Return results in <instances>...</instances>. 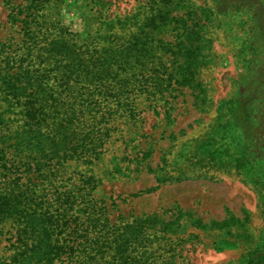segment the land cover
Wrapping results in <instances>:
<instances>
[{
    "label": "trees",
    "instance_id": "1",
    "mask_svg": "<svg viewBox=\"0 0 264 264\" xmlns=\"http://www.w3.org/2000/svg\"><path fill=\"white\" fill-rule=\"evenodd\" d=\"M59 1L11 5L8 19L19 28V37L0 46V227L9 225L12 234L11 253L0 255V264H181L176 235L184 226L183 213L172 220L158 215L112 220L105 202L94 195L99 181L82 174L77 184L65 170L72 164L94 165L107 149L115 122L137 121L140 98L167 102L179 88L199 85L201 41L193 40L200 34L183 30L167 49L175 60L166 62L158 55L163 41L151 32L168 27V21L122 42L116 32L81 39L48 17ZM238 2L256 8L253 28L259 35L253 41L248 35L243 44L247 71L225 104L226 121L208 140L193 144L185 160L191 158L195 167L234 170L264 197V63L249 67L250 58L262 53L259 44L264 46V7L255 0ZM167 16L159 11L144 21ZM124 22L117 23L128 25L130 19ZM169 180L157 178L159 184ZM234 220L205 225L196 219L191 225L224 230ZM242 264H264V237Z\"/></svg>",
    "mask_w": 264,
    "mask_h": 264
},
{
    "label": "rangeland",
    "instance_id": "2",
    "mask_svg": "<svg viewBox=\"0 0 264 264\" xmlns=\"http://www.w3.org/2000/svg\"><path fill=\"white\" fill-rule=\"evenodd\" d=\"M23 2L0 0V46L10 38L19 37V28L10 25L8 15L11 5ZM230 3L224 0H60L50 8L48 16L52 21H61L81 39L116 32L121 42L142 29L168 21L165 25L168 27L151 32L155 40L163 41L158 44L162 48L158 55L166 62L175 60L167 49L183 30L189 34L199 32L201 37L193 40L195 44L198 39L201 41L196 76L199 85L193 89L179 88L167 102L151 103L140 98L137 121L115 122L116 130L107 149L94 165L72 164L65 170L67 177L77 184L82 174L92 175L99 181L94 195L105 202L112 220L142 215L172 220L173 215L183 213L184 226L176 235L181 243L178 259L181 264H242L264 237V197L250 181L234 170L195 167L190 164L191 158L185 160L193 144L208 140L214 128L226 121L225 104L247 71L243 56L247 51L243 44L248 35L253 41V35L259 33L253 28L256 8L248 9L247 3H237V0L234 5ZM255 5L264 7V0H255ZM159 11L168 15L166 19L162 20L163 16L144 21L149 14ZM127 19H130L128 25L124 24ZM108 22L115 23V28L106 25ZM163 45H166L164 49ZM259 47L262 53L255 52L258 56L250 58L254 61L249 67L264 63V46L259 44ZM176 58L183 60L178 55ZM167 115H170L169 122ZM143 152L148 153L147 158L136 161ZM202 174L213 178H197ZM159 176L170 180L159 184ZM187 176L190 178L183 179ZM0 180L4 181V177L0 176ZM143 190L151 192L133 196ZM231 217L239 221H231L232 226L224 230L191 225L196 219L210 225ZM11 235L9 225L0 227V255L11 253Z\"/></svg>",
    "mask_w": 264,
    "mask_h": 264
}]
</instances>
